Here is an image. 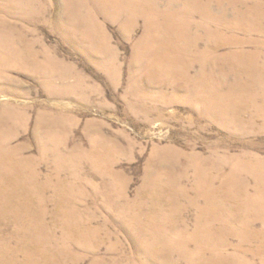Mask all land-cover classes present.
Masks as SVG:
<instances>
[{"label":"bare ground","instance_id":"6f19581e","mask_svg":"<svg viewBox=\"0 0 264 264\" xmlns=\"http://www.w3.org/2000/svg\"><path fill=\"white\" fill-rule=\"evenodd\" d=\"M2 1L9 4L16 1L20 2L21 5H19V7L23 9L25 16L19 17V19L26 23H37L39 20L44 21L43 17L46 16V13H49L41 8L42 0ZM64 1L67 11V26L65 25L66 27H62L57 20L54 26L55 31L62 34L64 39L71 41L70 35L64 33L65 28L69 27L72 34H75L81 39V43H86L90 50L102 57L101 64L103 68L111 73L116 62L115 53L110 45L111 43L106 32L101 28V25L96 24L93 18L91 19L90 12L88 11L89 4L86 2L87 0ZM230 1L231 0H225L222 3L225 7L218 8V0H140L144 6V13L138 16V18H134L128 14L127 9L123 6L115 7L109 5L106 11L109 13V16H115L116 19H118L119 29L121 28V31L124 32L128 30L135 31L139 21L142 22V35L138 43H136L131 64L138 70L143 69L147 71L145 73L148 81L156 83V81L159 80V87L167 90L171 89L176 94L182 93L185 103H197L199 106H202L203 110L201 113L203 115L215 118L219 123H225L228 118L230 126L243 127L240 115L248 113L249 118L246 121L248 126H253L258 119H262L263 125L261 127L264 129V90L255 91L252 87L247 88L245 86H230L227 92L219 89V85L228 80H233L232 84L235 83L237 85H245L249 80H261L264 83V70L261 71L262 69H260L258 71L256 69L257 67L264 68V0H237L236 5H231ZM93 6L97 8L96 5ZM81 9L84 10L82 14L79 12ZM0 12L5 11L1 8ZM98 15L102 16V14ZM103 15H105V13H103ZM181 19H184L183 23L180 22ZM197 19H199V22ZM18 27L16 22L7 23L0 20V76L5 77L3 72H11V69L18 71L22 68V70L36 71L38 69V59L45 62V73L55 68V65L57 67L56 60L48 56L45 52H35L34 42L27 37L29 31L21 29L18 31ZM193 31L197 34H191ZM238 33H243L242 35H244V37L246 36V38L237 36L240 35ZM206 34L214 35H209V37H207ZM253 36L259 38L254 39ZM199 42L204 45L202 51L197 49ZM247 46L251 47L252 50H247ZM221 49H228L229 52L224 53V55H218L217 52L219 50L221 51ZM195 65H197L198 71L197 73L195 72L196 75L193 77L190 73ZM59 78H61V76ZM61 80L63 79L61 78ZM211 81L219 85L217 87H209L207 84ZM1 89L2 88H0V91L2 92L3 90ZM139 90L141 89H135L137 93L142 94L143 92H139ZM215 93H226L225 96H231L234 102L232 105L226 106V109L220 108L221 105L216 99L218 95ZM252 95L258 96L261 101L253 103L247 108L242 107L243 103L237 104L241 98ZM10 111L5 114H0V264H82L86 258L91 257L90 255H85L79 262L72 260L67 256V245L71 246L70 250H73L76 254H78L77 251L80 249L84 251L95 249L94 252L96 253L92 255L93 257L95 255H105L100 253L101 245L103 244L102 241L110 242L112 239H117L113 231L114 228L111 229L109 227V225L112 224L108 225V223H103L102 227H100V225L94 227L96 224L94 222L95 220L93 221V219L89 218L86 221H82L77 215L72 201H70L69 198H65L63 194L65 189L60 184V181L59 184L57 182L54 187L57 196L52 201H48L45 198L47 188L49 187L48 180L46 182H41L38 174L33 173L31 169L27 168V162L31 163V161L25 159L22 150L15 149V147L13 148L10 140L7 138L8 135L6 137V134H8L7 129L13 128L15 123L14 120L17 117L15 113ZM20 116L23 117L22 115ZM20 118L18 119L19 121ZM215 157L218 159L217 154ZM221 161L225 163V166L229 164V168L226 169L219 166L215 168L214 171L217 174L221 172L222 181L219 180L221 182L219 187L214 186L218 179L215 180V182L211 181L210 177L207 175L208 170L206 171L196 165L199 161L197 163L194 162L195 165L191 164V168L193 169L192 172H194L193 194L195 196H193L196 198L189 202L187 201L188 199H186V201L189 203V208L197 211L193 233H189L190 230L182 221L183 217L178 215L182 207H180L181 205H179L177 200L182 201V198H184L186 194L185 189H179L177 185V182H179L177 180H180L179 178L181 176L179 178H174L169 172L171 169L170 164H162L157 173L162 175L166 182L159 181V179L155 177V179L148 183L150 184V188H148L149 190L147 191H149L148 194H150L152 202L151 208L160 212L162 210L160 206H170V208L173 209L171 211L169 210L171 216H160L162 214H159V218H153L152 216L144 217V214H139L140 216L133 215L131 218L129 217L130 223L135 227L134 233H130L128 236V239L132 242L131 248L133 251L131 255L130 253L122 251L120 248L122 245L117 239L111 244L112 247L116 246L120 251L117 249V252H114L111 248L109 250V252H113L111 253L114 255L112 258L116 259L114 262H116V264H120V262L138 264L144 260L141 264H154L157 259L162 258L164 261V256L169 258V256L172 255L171 249L173 248L174 251L181 255V261H169L166 264H264V159L241 155L235 158L222 157ZM208 166L210 167V165ZM95 168L97 169V167ZM106 170L108 171L109 169ZM105 177L106 176L103 178ZM213 178L215 179V177ZM103 180L104 179H102V181ZM247 180H251L253 183V188L250 190L253 194L247 189V184L245 183ZM121 186L122 185H120V187ZM221 192L226 195H231L233 193L234 195H240L241 198L244 197L239 207H241L242 210L245 209V211L255 213V215L253 213L254 218L252 220H247V218L239 219L241 216L234 220L238 232L231 236L236 235L237 239L240 241L238 245H231L229 237L226 239V236L231 234V230H229L230 232L228 233L227 229L230 228V221H224L227 217L225 216L226 219L223 220V216L221 215L223 199L221 201L218 200V202L217 199H215L216 194ZM112 196H114V194ZM160 196L162 201H158ZM231 197L234 198L233 196ZM152 199H157L158 202ZM50 203L54 205H52L54 207V212L52 214L48 212ZM236 203H238V201ZM232 206L234 207V204H232ZM134 214H136V212ZM159 219L172 221V228L174 227L175 231L181 230V234L179 235L181 236L180 239H177L179 237L176 236V239L174 237L171 241H167L172 245V248H170V246L168 248L171 255L162 253L155 248L165 237L163 235L160 237L161 234H156L157 232L152 229L157 220L158 223L160 222ZM110 220H112V218ZM214 220L222 222L220 224L222 226L221 229L212 227L214 224L213 222H216ZM255 221H259L263 230L257 231L253 229ZM160 227H163V225ZM55 228H58L60 234L57 233ZM120 229L121 227L118 228V230ZM202 229H205L204 233ZM215 229L217 232L221 233V238H217V246L215 244L211 245L216 238L214 234V232H216ZM109 230H112L114 234L110 233L111 231ZM191 237L194 239L192 240ZM165 239L169 240V238ZM252 243L257 244L258 247L253 250L248 248ZM194 246L196 247L195 249H193ZM218 247H220V249H218ZM211 255H214V257H210ZM255 256L259 257L261 261L257 262L256 258H254ZM249 257H251V260H249Z\"/></svg>","mask_w":264,"mask_h":264},{"label":"rangeland","instance_id":"374dc122","mask_svg":"<svg viewBox=\"0 0 264 264\" xmlns=\"http://www.w3.org/2000/svg\"><path fill=\"white\" fill-rule=\"evenodd\" d=\"M224 1L218 0V8L225 7L222 5ZM86 2L89 4L88 11L90 12L91 19L93 18L96 24L101 25V28L109 37L110 45L114 50L116 62L111 73L103 68L101 64L102 57L90 50L86 43H81V39L72 34L69 27L65 28L64 33L70 35L71 41L64 39L62 34L55 31L54 26L57 20L62 27L67 26V11L64 0H42L41 8L49 13H46V16L43 17L44 21L39 20L37 23H26L19 19V17L25 16V12L19 7L21 5L20 2L16 1L9 4L0 0V9L2 8L5 11L0 12V20L7 23L16 22L17 26H19L17 28L18 31L20 29L29 31L28 34L25 31L23 32L27 34L29 40L32 39V42H34L35 52H45L48 56L55 59L57 64V67L55 65V68L46 72L48 74L44 72L46 64L41 59H38L39 63L36 71L22 70L21 68L18 71L11 69V72H3L5 77L0 76V88L3 90L2 92L0 91V114H5L12 110L10 112L15 113L17 117L23 116L20 118V121L18 120L19 118H15L14 126L12 129H7L8 134H6V137L8 135L7 138L10 140L13 148L22 150L25 159L31 161V163L27 162V168L31 169L33 173L38 174L41 182L48 180L49 187L47 188L45 198L48 201H52L57 196L54 187L60 181L66 192V194L65 192L63 193L65 198H69L72 201L79 218L82 221H86L89 218L93 219V221L95 220L96 224L94 227L99 225L102 227L103 223L112 224L113 226L109 225V227L111 229L114 228L115 237L122 245L120 247L121 250L131 255L133 251L131 248L132 242L128 239V236L130 233H134L135 227L130 223V218L133 215L144 214V217L152 216L153 218L158 217L159 214H162L160 216H171L169 210L173 209L170 206H160L162 207L160 212L151 208L152 202L150 194H148L149 191H147L150 188V184L148 183L155 179V177L159 181L166 182L163 176L157 173L161 165L169 163L171 166L169 170L170 174L174 178L181 176L180 180H177L179 181L177 185L179 189H185L186 194L182 198V201L177 200L179 205H181L180 207H182L178 215L183 217L182 221L190 230L189 233H193L197 211L188 207V202L196 198L193 194L194 172H192L191 164L195 165L194 162L197 163L199 161L196 165L206 171L208 170L207 175L211 181L215 182L218 179L214 186L219 187L221 183L219 180L222 181L221 172L217 174L214 171L215 168H218V166L226 169L229 168V164L225 166V163H222V157L235 158L241 155H248L252 158L264 159V129L261 127L263 120L258 119L253 126H248L246 121L249 118V114L246 113L240 115L243 127L230 126L228 118L225 123H219L215 118L203 115L201 113L203 110L202 106H199L197 103V105L185 103L182 93L176 94L171 89L167 90L159 87V80L156 83H151L147 79L145 73L147 71L143 69L138 70L133 67L131 64L132 55L135 52L136 43H138L142 35V22L139 21L135 31L128 30L124 32L121 31V28L119 29L118 19L115 16H109L106 10L109 5L115 7L123 6L127 9L128 14L134 18H138V16L144 13V6L140 0H87ZM236 3L237 0L230 1L231 5H236ZM93 5H96L97 8ZM83 11V9L79 10L81 14L84 13ZM98 14H102V16ZM197 21L199 22V19ZM180 22L183 23L184 19H181ZM191 34L197 33L193 31ZM238 34L240 35L237 36L244 37L243 33ZM209 35L213 36L214 34H206L207 37ZM253 37L254 39L259 38L257 36ZM248 47L247 50H252L251 47ZM197 49L202 51L204 49L203 43L200 44L199 42ZM227 52H229L228 49H221L217 53L218 55H224ZM195 67L190 73L193 77L198 71L197 65ZM256 69L258 71L260 69H262L261 71L264 70L263 67H257ZM60 76L64 81L59 78ZM232 83L233 80H228L219 85L211 81L207 85L209 87H217L219 85V89L225 92H227L230 86L252 87L255 91L264 90V83L261 80H249L245 85ZM135 89H141L139 92L142 91L143 93L139 94ZM215 94L218 95L216 99L221 105L220 108L226 109V106L232 105L234 102L231 96H225L226 93ZM259 101L261 100L258 96L252 95L241 98L237 104L243 103L242 107L247 108ZM216 154L218 155V159L215 157ZM106 169L109 170L107 171ZM104 176L106 177L103 178ZM102 179L104 180L102 181ZM245 183L247 184V189L251 192L253 183L251 180H247ZM119 184L123 187H120ZM95 189L100 190H97V192ZM113 194L114 196H112ZM223 194V192L216 194L215 199H217V202L223 199L224 204L222 202L221 215L223 216V220L227 217L224 221H230V228L227 229L228 233L231 230V234L226 236V239L229 237L231 245H238L240 241L236 235L231 236L238 232L234 220L238 219L239 216H241L239 219L247 218V220H252L254 212H248L239 207L244 197L241 198L240 195H234L233 193L231 195L224 194L225 196ZM160 198L161 196L158 201H162ZM186 199H188V202ZM152 200L158 202L157 199ZM237 201L239 204L236 203ZM231 203L234 204V207ZM52 205L51 203L49 204L51 209L48 207V212L51 214L54 212V205ZM135 212L136 214H134ZM234 213L238 214L235 215ZM230 217L233 219V224ZM111 218L112 220H110ZM159 221L158 223L157 220L153 228H150L154 229L157 232L156 234H161L160 237L162 235L165 237L155 248L162 253L168 255L172 253V255L169 256L170 259L163 255L165 260L163 261L162 258L157 259L154 264H166L169 261L180 262L181 255L174 251L172 245L168 242L174 239V237L176 239V236L179 237L177 239H180L181 230L175 231L174 227L172 228V221L161 219ZM214 221L217 223L212 221L214 223L212 227L221 229L222 226L220 224L222 222L219 220ZM162 225L163 227H160ZM116 226L118 228L121 227V229L118 230ZM261 227L259 221H255L253 229L261 231L263 230V227ZM55 230L60 234L58 228H55ZM204 230L202 229L203 233ZM109 231L114 234L112 230ZM214 234L216 238L211 245H216L219 237L221 238V233L217 232V230ZM165 238H169V240ZM117 239H112L110 242L102 241L100 253L105 254L103 256L95 255L93 257L92 255L96 253L94 252L95 249L90 251L80 249L77 251L78 254H76L73 250H70L71 246L68 245L67 256L79 262L85 255H90L91 257L86 258L82 264H116L114 262L116 259L112 258L114 255L111 254L113 252H109V250L111 248V250L117 252L118 248L116 246L112 247L111 244ZM191 239L193 240L194 238L191 237ZM169 246L172 248L171 253L168 250ZM256 247L258 245L255 243L248 246L252 250ZM195 248L194 246L193 249ZM118 251L120 250L118 249ZM210 257H214V255ZM254 258H256L257 262L261 261L259 257L255 256ZM249 260H251V257H249ZM120 264L126 263L120 262Z\"/></svg>","mask_w":264,"mask_h":264}]
</instances>
